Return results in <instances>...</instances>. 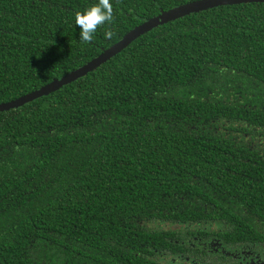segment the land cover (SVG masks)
Returning a JSON list of instances; mask_svg holds the SVG:
<instances>
[{"label": "trees", "instance_id": "1", "mask_svg": "<svg viewBox=\"0 0 264 264\" xmlns=\"http://www.w3.org/2000/svg\"><path fill=\"white\" fill-rule=\"evenodd\" d=\"M192 1L113 0V20L86 43L75 13L97 0H0V103ZM155 222L216 223L226 244L264 246V2L160 25L76 81L0 112V264L198 254Z\"/></svg>", "mask_w": 264, "mask_h": 264}, {"label": "water", "instance_id": "2", "mask_svg": "<svg viewBox=\"0 0 264 264\" xmlns=\"http://www.w3.org/2000/svg\"><path fill=\"white\" fill-rule=\"evenodd\" d=\"M252 2L259 3L264 2V0H195L192 2L181 4L169 10H163L159 15L136 26L121 40L113 44L111 47L105 49L99 56L95 57L82 67H79L78 69L66 74L62 78L55 79L53 82L45 85L44 87H41L40 89L28 93L22 97H19L9 102L0 103V112L23 106L26 103L36 100L44 95H49L50 93L59 90L63 86L76 81L77 79L87 75L89 72L94 71L102 64L112 59L114 56H116L118 53L128 47L133 41L138 39L141 35L151 31L152 29L160 25H164L181 17L187 16L195 12L207 10L209 8H214L222 5H233Z\"/></svg>", "mask_w": 264, "mask_h": 264}, {"label": "flooded vegetation", "instance_id": "3", "mask_svg": "<svg viewBox=\"0 0 264 264\" xmlns=\"http://www.w3.org/2000/svg\"><path fill=\"white\" fill-rule=\"evenodd\" d=\"M216 225H174L176 227L173 229H179L189 241H194V247L198 250L196 256L184 255L185 264H264L262 243L226 244L218 235L220 225ZM195 230L199 231L194 236L191 235Z\"/></svg>", "mask_w": 264, "mask_h": 264}, {"label": "clouds", "instance_id": "4", "mask_svg": "<svg viewBox=\"0 0 264 264\" xmlns=\"http://www.w3.org/2000/svg\"><path fill=\"white\" fill-rule=\"evenodd\" d=\"M113 20V0H97L83 11L75 13V25L79 29V39L91 43L97 30ZM111 38V31L105 33Z\"/></svg>", "mask_w": 264, "mask_h": 264}, {"label": "rangeland", "instance_id": "5", "mask_svg": "<svg viewBox=\"0 0 264 264\" xmlns=\"http://www.w3.org/2000/svg\"><path fill=\"white\" fill-rule=\"evenodd\" d=\"M151 226L156 227V228H173L174 225L173 224H163V223H159V222H155V223H151ZM217 225L215 223L210 224V227H216ZM192 228V226H190ZM165 259H171L173 263L175 264H185V259L180 258L178 256H174V255H164Z\"/></svg>", "mask_w": 264, "mask_h": 264}]
</instances>
